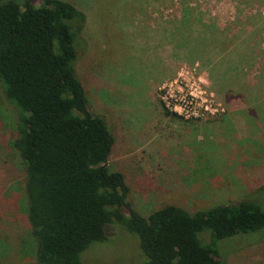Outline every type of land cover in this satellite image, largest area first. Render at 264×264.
<instances>
[{
	"label": "rangeland",
	"instance_id": "rangeland-1",
	"mask_svg": "<svg viewBox=\"0 0 264 264\" xmlns=\"http://www.w3.org/2000/svg\"><path fill=\"white\" fill-rule=\"evenodd\" d=\"M63 1L85 16L73 69L88 110L113 137L105 167L122 174L134 209L145 215L168 204L189 213L242 200L263 205L264 0ZM181 8H192L196 31L204 23L219 40L245 39L247 77L232 92L209 79L201 59H182L171 48L166 30ZM196 88L222 112L184 120L165 107ZM16 136L13 111L0 94V264H35L24 170L9 145ZM208 233H200L205 243ZM104 234L79 254L81 264L143 261L136 236L113 223ZM263 236L218 240L220 264H264Z\"/></svg>",
	"mask_w": 264,
	"mask_h": 264
},
{
	"label": "trees",
	"instance_id": "trees-1",
	"mask_svg": "<svg viewBox=\"0 0 264 264\" xmlns=\"http://www.w3.org/2000/svg\"><path fill=\"white\" fill-rule=\"evenodd\" d=\"M183 8L167 25L171 48L182 59H201L209 79L232 92L247 77L245 39L219 40L204 23L196 31L192 8ZM84 25V14L63 0H0V94L15 119L9 145L24 170L36 264H81L79 254L104 240L112 223L136 236L140 264H220L218 240L263 236L264 204L256 201L193 213L172 204L145 215L134 209L122 174L105 167L113 137L88 110L73 69ZM206 230L207 243L200 238Z\"/></svg>",
	"mask_w": 264,
	"mask_h": 264
},
{
	"label": "built area",
	"instance_id": "built-area-1",
	"mask_svg": "<svg viewBox=\"0 0 264 264\" xmlns=\"http://www.w3.org/2000/svg\"><path fill=\"white\" fill-rule=\"evenodd\" d=\"M209 97L211 95H208ZM165 107L176 116L189 120L197 118L200 114L222 112L218 108L219 104L213 103L212 99H207L205 91L196 88V93L189 92L188 97H179L171 99L170 102H165ZM217 113V114H218Z\"/></svg>",
	"mask_w": 264,
	"mask_h": 264
},
{
	"label": "crops",
	"instance_id": "crops-1",
	"mask_svg": "<svg viewBox=\"0 0 264 264\" xmlns=\"http://www.w3.org/2000/svg\"><path fill=\"white\" fill-rule=\"evenodd\" d=\"M34 260H35V257H34ZM35 264H36V262H35Z\"/></svg>",
	"mask_w": 264,
	"mask_h": 264
}]
</instances>
